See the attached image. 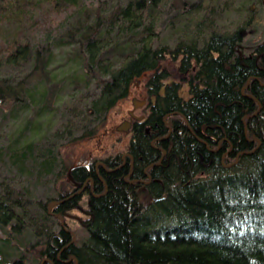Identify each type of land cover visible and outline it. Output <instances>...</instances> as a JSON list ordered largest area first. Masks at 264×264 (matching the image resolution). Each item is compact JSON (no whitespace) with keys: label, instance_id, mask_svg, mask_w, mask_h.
Returning <instances> with one entry per match:
<instances>
[{"label":"trees","instance_id":"obj_1","mask_svg":"<svg viewBox=\"0 0 264 264\" xmlns=\"http://www.w3.org/2000/svg\"><path fill=\"white\" fill-rule=\"evenodd\" d=\"M207 1L0 0V68L31 67L16 83L0 78V105L18 108H10L15 119L27 114L23 132L34 139L13 146L22 132L7 149L14 164L30 162L58 185L51 202L91 165L62 153L98 138L136 79L154 98L129 145L139 176L154 164L152 181L126 183L128 169L103 174L107 193L89 198L86 237L73 243L56 216L81 200L49 213L51 202L1 188L0 264H264V40L248 38L264 0H226L236 20L225 28ZM166 29L173 46L161 39ZM66 81L69 96L81 98L75 116L57 106ZM42 112L63 122L41 140L32 120ZM166 124L170 144L158 164L151 134L166 133Z\"/></svg>","mask_w":264,"mask_h":264},{"label":"rangeland","instance_id":"obj_2","mask_svg":"<svg viewBox=\"0 0 264 264\" xmlns=\"http://www.w3.org/2000/svg\"><path fill=\"white\" fill-rule=\"evenodd\" d=\"M85 1L88 4L97 5L98 2L103 0ZM225 3L226 0H209L207 1V3H205V7H207V10L209 12L213 10V13H210V18L212 17L213 19V17L215 16V22L221 28H225L227 25L232 27L233 22L236 20L235 14L233 12L228 14L224 10ZM174 10V6L168 7L165 16H170L172 13H174ZM253 29V32L248 36V38H253L254 41H257V37L260 38V36H262L261 40H264V8H260L259 21ZM57 31L58 29L55 31V33ZM170 34V31L166 29L163 35H161V39L165 43L173 46L174 43L170 38L173 35ZM43 36L44 34L42 33H37L36 35L38 39ZM55 43L53 44V47H55ZM55 55L58 54L55 53ZM30 68V64L27 66L18 65L8 68H0V78H4L9 82L16 83L21 80V77L25 73L30 71ZM75 78L77 79L75 80V83L77 84L78 82L81 83L84 81V77L81 75V73H78V75H74V79ZM64 83L65 86H62V88L58 90L57 106H59L62 111L70 112L71 114H73V116L78 115L80 113V109L77 105L81 103V98L76 97L72 99L69 96L67 89V87L69 86V82L66 81ZM135 83L136 87L131 88L128 96L108 114V118L106 120L107 122H105L106 125H103V130H101L97 135L98 138H96V140L92 139L91 141L83 143H75L76 145L74 144L75 146H73V149H70V151H64L62 153L63 159L76 161L78 158L79 162L85 164L88 162L98 161L100 159L106 158L109 155H114L115 153L124 152L125 147L128 146L127 144L130 141V136L128 133L117 131V127L120 126L121 123H123V120H126L128 118L129 111L135 112L136 115L146 114L145 109L143 108L146 103L141 107H138L137 109L133 108V99L140 101V98H138L139 94L142 93L144 96L147 95L145 81H142V79H136ZM180 83L181 86H183L180 94L183 95V97H186V85L183 82ZM10 108L18 109L15 106L5 108L4 105H0V189L5 188L6 190L13 192H21L25 190V192L27 193L26 197L28 198L27 200L29 202L48 201L47 203H49L51 202L50 199L56 198L55 190L57 189L58 185H56V188L54 190V185L52 184L51 178H39L37 175V170L32 163L28 162L24 164L22 168H20L19 164H14V162H12V158H10L9 156L14 147L7 149V146L9 144H13L16 137L19 138L26 127V123H29V121H27L26 119L27 114L21 113L18 119H15L14 117L16 116L11 112ZM44 113L45 112H42L41 115L43 116H41L40 118L35 117V121L32 120V122H34V124H36L37 128L39 129V139L41 140L42 134L55 130L63 122L60 114L53 115L52 118H49L45 116ZM107 131L108 133L106 134ZM29 132L25 130V133L23 132L24 134L22 135V138L16 141L13 146H22L27 140L31 141L32 137L30 135L32 134H30ZM50 204L47 207L48 212ZM86 206L87 203L85 201L81 204L83 210H74L72 215L76 216L77 218L84 219L85 211L87 208ZM51 211L52 209L49 213H51ZM67 224L70 225L71 230L74 231L76 236H78L79 238L86 237L85 230L81 228L76 222H74V220L68 221ZM56 226L57 225L55 224V228Z\"/></svg>","mask_w":264,"mask_h":264},{"label":"flooded vegetation","instance_id":"obj_3","mask_svg":"<svg viewBox=\"0 0 264 264\" xmlns=\"http://www.w3.org/2000/svg\"><path fill=\"white\" fill-rule=\"evenodd\" d=\"M261 84H264V83H261ZM146 93H147V95H146L147 97L141 93L138 95V98H140L139 102L145 101L146 104L143 108L145 109V112L148 113L151 110L150 105H151V103L154 102V98L152 100V96H150L147 91H146ZM145 120H146V114L145 115H136L135 112L129 111L128 118L126 120H123V122H128L131 124L129 131L124 132V133H128L130 136V141L127 144L128 146L125 147L124 152L115 153L114 155H109L106 158L91 162L90 163L91 165H89V167L86 166L89 169L88 170L89 175L85 176V174H88V173L77 174V176H76L77 182H75V185L72 188V190L70 191V193H68L63 198H61L59 200H55V201H60V200L66 199L69 196L73 195L68 200H66L64 203L69 202L72 199H79V200H81L80 201L81 203H84L85 201H86V203H88L89 198H91V197L98 198L102 194H103L102 196H104L107 193V183L101 176L103 174H105L108 177V175H111V174L113 175L116 172L120 171L121 169H124V170L128 169V173L123 176V181H125L126 183L136 185V186L149 184L152 181V179L149 175H147L146 172H147L148 168H151V166L154 164H151L150 166L145 167L144 171H143L144 174L139 176V174L137 172V167L134 166V156L132 155L133 153H135V151L131 152L130 147H129V145L132 141V137L134 135V131H135L136 127H139V129H142L143 125L145 123ZM165 127L167 129L166 133H163V131L159 130V131L151 134L153 136V138L150 141V146L155 149V151L158 155H159V153L161 154V157H160L158 163H161L163 158L167 155L168 146L170 144V135H171L172 128L167 124L165 125ZM107 133H108V131L106 132V134ZM146 134H149V129H146ZM143 153H145V152L139 151L137 154L142 155ZM127 159H129V162L127 161ZM81 167H85V165H82ZM69 178L71 179V177H69ZM148 178H150V179H148ZM101 187H103L104 190H103V192L98 193L97 191ZM64 203H62V204H64ZM62 204H60V205H62ZM74 210L82 211L83 209L80 206L79 207L73 206L72 208L68 209L66 212L63 213L64 218H65L64 223H65V220H66V222L74 220V222H76L81 228H84L85 227L84 222L87 218L86 211H85V218L81 219V218H77L76 216L72 215ZM68 226L70 227L69 224H68ZM66 232L69 233L71 236H72V234L75 235L74 231L71 230V227ZM75 239H76V236H75ZM71 243H73V242L71 241ZM66 248H67V246L64 249H66ZM64 249H62L59 252V255H60V253L63 252ZM59 255L57 256L58 261H59V259H58ZM71 258L68 260H64L63 263L64 264H72V262L74 260L71 261Z\"/></svg>","mask_w":264,"mask_h":264},{"label":"water","instance_id":"obj_4","mask_svg":"<svg viewBox=\"0 0 264 264\" xmlns=\"http://www.w3.org/2000/svg\"><path fill=\"white\" fill-rule=\"evenodd\" d=\"M262 86H264V84H262ZM242 91H244V89H243ZM132 104H133V108H134V109H137L138 107H141L143 104H145V101L139 102V101H137L136 99H133V100H132ZM256 114H257V112H256L254 115H256ZM254 115H253V116H254ZM130 126H131L130 123H128V122H123V123L120 124V126L117 127V131H120V132H128L129 129H130ZM158 164H159V163H158ZM158 164H157V165H158ZM152 166H154V165H152ZM149 179H150V178H149ZM102 195H103V194H102ZM102 195H100V196H102ZM72 196H73V195L69 196V197L66 198V199H63V200H60V201H54V202H52V203L50 204V206H49V212H50V210H51L52 208H54L55 206H59L60 204L64 203L66 200H68V199H69L70 197H72ZM56 217L60 220V225H61V227L67 231V229H66L65 226H64V218L61 217V216H56ZM72 237H73V238H72V242H74V241H75V235L72 234ZM72 260H75V258L72 257V258H71V261H72ZM47 261H48L49 263L52 264V262L49 261L48 259L43 260V262H42L41 264H44V262H47ZM75 264H77V261H75Z\"/></svg>","mask_w":264,"mask_h":264}]
</instances>
